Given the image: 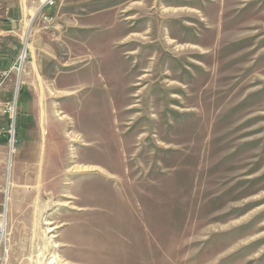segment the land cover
I'll return each mask as SVG.
<instances>
[{"label":"rangeland","instance_id":"1","mask_svg":"<svg viewBox=\"0 0 264 264\" xmlns=\"http://www.w3.org/2000/svg\"><path fill=\"white\" fill-rule=\"evenodd\" d=\"M19 1L0 264H264V0Z\"/></svg>","mask_w":264,"mask_h":264},{"label":"crops","instance_id":"2","mask_svg":"<svg viewBox=\"0 0 264 264\" xmlns=\"http://www.w3.org/2000/svg\"><path fill=\"white\" fill-rule=\"evenodd\" d=\"M23 17L21 1L0 0V120L6 118L3 117L4 107L12 99L13 82L16 76L19 81L17 71L22 67L23 53H30L29 47L35 34V31L29 28L31 21L27 31ZM30 56L32 58V55Z\"/></svg>","mask_w":264,"mask_h":264},{"label":"built area","instance_id":"3","mask_svg":"<svg viewBox=\"0 0 264 264\" xmlns=\"http://www.w3.org/2000/svg\"><path fill=\"white\" fill-rule=\"evenodd\" d=\"M57 0H46L45 5L46 6H54L56 4ZM14 104L11 105V103H7L5 107V113L9 115V119L12 121V131H8L9 134V141L11 142V145L14 146L16 143L15 140V123H16V118H17V109L14 110L13 106ZM6 226L2 221H0V248L2 247L3 241H4V235H5V230Z\"/></svg>","mask_w":264,"mask_h":264},{"label":"bare ground","instance_id":"4","mask_svg":"<svg viewBox=\"0 0 264 264\" xmlns=\"http://www.w3.org/2000/svg\"><path fill=\"white\" fill-rule=\"evenodd\" d=\"M44 4V3H43ZM39 11V9H38ZM37 9L35 10V12L33 13L32 17L38 13ZM35 16L32 18V19H35ZM31 24H32V20H31ZM29 28L31 29V26L29 25ZM26 57V53L24 52L23 53V56L22 58L24 59ZM13 109L16 110V104H14L13 106ZM11 148H12V151L14 150L13 146L11 145ZM9 168L11 167L12 168V165H13V159L9 158ZM10 170V169H9ZM10 184V181H8V185ZM8 200V199H7ZM6 200V201H7ZM5 211H8V206H7V203L5 204ZM4 225L6 226V223H5V220H4Z\"/></svg>","mask_w":264,"mask_h":264},{"label":"water","instance_id":"5","mask_svg":"<svg viewBox=\"0 0 264 264\" xmlns=\"http://www.w3.org/2000/svg\"><path fill=\"white\" fill-rule=\"evenodd\" d=\"M37 15V14H36ZM34 19H32V22H33Z\"/></svg>","mask_w":264,"mask_h":264}]
</instances>
